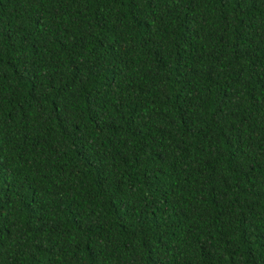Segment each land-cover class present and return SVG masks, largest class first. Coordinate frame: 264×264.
Segmentation results:
<instances>
[{"label":"trees","instance_id":"1","mask_svg":"<svg viewBox=\"0 0 264 264\" xmlns=\"http://www.w3.org/2000/svg\"><path fill=\"white\" fill-rule=\"evenodd\" d=\"M0 264H264V0H0Z\"/></svg>","mask_w":264,"mask_h":264}]
</instances>
